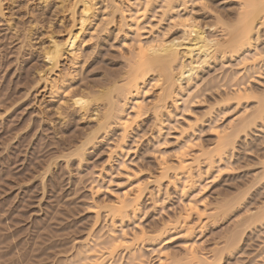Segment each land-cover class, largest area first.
<instances>
[{"label": "rangeland", "instance_id": "obj_1", "mask_svg": "<svg viewBox=\"0 0 264 264\" xmlns=\"http://www.w3.org/2000/svg\"><path fill=\"white\" fill-rule=\"evenodd\" d=\"M108 1L93 2L96 15L77 63L60 64L61 72L70 67L71 77L47 93L35 86L44 69L41 49L49 37L65 36L69 12L56 0L43 7L37 0H4L11 24L0 18V234L17 232L6 240L18 247L5 259L23 254L22 264H264V223L250 226L247 220L264 206V123L239 135L222 157L213 151L219 136L256 109L264 90L263 28L248 49L209 62L165 104L149 79L138 98L139 116L133 102L124 109L132 121L126 136L113 125L81 159H58L41 192L39 169L72 151L95 127L86 94L111 80L120 85L138 45L179 38L178 24L186 18L205 36L221 39L223 26L234 22L243 5L117 1L126 19L115 27L108 26ZM133 189L141 194L137 210L112 220L109 210ZM224 205L230 210L224 212ZM234 234L242 240L224 253ZM111 238L125 243L109 257Z\"/></svg>", "mask_w": 264, "mask_h": 264}, {"label": "bare ground", "instance_id": "obj_2", "mask_svg": "<svg viewBox=\"0 0 264 264\" xmlns=\"http://www.w3.org/2000/svg\"><path fill=\"white\" fill-rule=\"evenodd\" d=\"M37 1L42 7L46 3V0ZM56 1L57 7H59L61 10H67L69 12L71 21L70 26L66 30L65 36L63 38L55 39L53 37H49V43L46 47H43L41 49L44 69L38 71V83L35 86L38 87V85H40L44 90H46L47 93H51V90L53 88H56L58 90L59 85L65 83L66 78L69 79L71 77L70 67L67 66L66 72H64V70L63 72H61L60 64H64L63 62H65L66 60L70 61H67L70 63V66H73L75 62L77 63V60L80 56L79 51L83 47L84 43L83 37L89 29L91 20H93L96 15L94 8L95 5L93 2H97V0ZM117 1H120L121 4V2L123 1L122 3H124L125 0L108 1V3L110 2L109 4H111V14L110 19H108V26L115 25V27H120L121 22L123 23V21L126 19L124 16L125 13L122 12V8H120L122 6H120ZM241 2L243 4L242 9L240 10V12L238 11L237 17L234 19V22H229L231 23L230 25L228 24L223 26L222 30L225 33L223 34L224 37L222 36L223 38L216 39L212 37V35L211 37L205 36L202 29H200L196 24H194V22L190 21V19L188 20L186 18V21L181 24H178L179 28L182 31L179 38H170L171 40L169 39L167 41L164 38L166 42L160 41L158 43H153L148 46L138 45V47L136 48V56L133 66L129 70V72L126 73L127 75L125 76V78H123V81L120 82V85L118 81L111 80L103 86L101 85L96 87V91L93 90V93L86 94V100L93 102V109L91 110L92 115L89 118H92L95 121V127L92 125L94 128L90 132L88 131L89 129L87 130L88 132L84 134V137L80 139L79 144L75 146L72 151L68 152L67 154L62 153V155L60 154L61 156H55L56 158H51V160L47 161V163L39 169L40 173L38 172L39 175L37 178L40 179L42 184L41 192H44L46 185L45 180L49 177V175L53 173L58 159L61 158L66 161H68L72 157L81 159L83 157V152L86 150V148L94 144L95 141L99 139V134L101 132L103 133L107 131L113 125L122 129V137L126 136L124 134H126L127 130L129 129L130 121L128 120L129 118H124V109L125 107H127L128 103L133 102L134 106L132 107L135 109V114L139 116V112H141L143 104H141V101L138 102V98L140 97V93L143 91V86L146 85V82L149 79H152L156 82V87L160 91V93L157 92L158 94L156 95L158 96L156 98L159 102L165 104L164 102L171 100L173 96H176V92H180V90L182 89V83L186 82V84H189L191 81H193V79L197 77L198 72L202 68H204V66L208 65L209 62H213L216 59L222 60L225 55H239L241 52L248 49L251 46L252 42L257 39L258 30L260 28H263L264 31V0H243L240 1V3ZM132 15L134 16V14ZM0 18L6 19L4 0H0ZM6 21L8 23L11 22V20L8 19H6ZM223 24H221V26ZM123 26L125 27V25ZM262 91L263 92L258 98V104L256 109H253L254 111H252V113L249 112V114L246 116L244 114V117H239L238 121H236L238 123L235 122L237 125L233 126L231 129L229 128L230 131L223 133V135H221L222 133L220 134L221 136H219L218 144L215 146V150H213L217 153L218 157L227 154L226 152H228V150L230 151V149H234V143L236 142L235 140L238 138L239 135H246L247 131L255 127L257 123H261L263 125L264 90ZM103 100H105V105L103 104L104 106L101 112V107L98 108V105ZM77 101L78 99L74 100V102ZM159 105H156V107L160 109L162 105L160 103ZM157 108H154V112L157 110ZM59 121H61V119H59ZM88 122H90L89 119ZM123 140L124 139H122V141ZM210 155H212V153H210ZM138 191L140 192V190L133 189V191L129 193L124 192L123 199H121L119 205H117V207H115L114 209L109 210L110 212L108 211L112 220H123L127 218L130 214H133L135 210H137V203L139 202V199L141 197V194ZM235 204L236 203H233V205ZM227 207V205H224V208L227 209L224 212L230 210V208ZM0 211H2L1 208ZM247 220L249 224H258V222L259 224H262V222L264 223V206L259 208L254 214L249 215ZM245 222L243 223V226L244 224L246 225ZM247 228L248 227L246 226V229ZM0 231H2V229H0ZM16 233H10L6 236L0 234V264H7L8 262V264H22L23 254H20L21 257L17 261H14L13 259H5V256L8 255L9 251H12V249L17 247V244L13 243L14 246H12V242L8 243L6 239L7 237L11 238V236H14V234L16 235ZM237 233L239 234V232ZM235 234L234 236H231V239L229 238V241L227 240L228 244L226 243V247L222 250L224 253L231 252L237 249L239 242L242 240L240 238L242 235L238 236ZM123 243H125L123 239L119 240L116 238H111L108 243L109 248H107L109 251V254L107 253L108 256L110 257V255H112L118 248L123 246ZM22 247L23 246H21V248ZM22 249L24 250V248ZM17 254H19V252H17ZM18 257H16V259ZM101 261H94V263L92 264H101Z\"/></svg>", "mask_w": 264, "mask_h": 264}]
</instances>
